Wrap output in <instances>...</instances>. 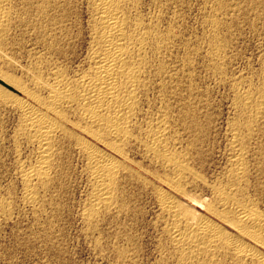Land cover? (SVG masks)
Masks as SVG:
<instances>
[{"label":"rangeland","instance_id":"obj_1","mask_svg":"<svg viewBox=\"0 0 264 264\" xmlns=\"http://www.w3.org/2000/svg\"><path fill=\"white\" fill-rule=\"evenodd\" d=\"M7 1L8 2L4 4L3 8L4 10L6 9L5 11L8 14L9 20H7V23L4 24L5 29L2 32L0 31V78L1 79L5 80L6 77L7 80L5 81L9 80L10 83L13 82L11 84L13 86L17 84L18 85L24 84V86L26 85L27 88L30 87L29 89L32 88L31 90H33L35 86L33 85L32 81H30V78L33 79L35 77L37 78L38 76H40L41 78V74H42V78L46 80V78L47 79L50 78V75L55 71L54 69L60 67L61 68L66 67L68 68V70L70 69L69 73L72 74L74 71L84 66L83 59L89 41V39H86L87 38L86 36H88L89 32L88 33L86 32L89 31L88 27H90V25L87 24L90 23L88 22L89 20L91 21L90 18L91 15L90 12H88V10L90 11L89 3H91L92 0L90 2L89 0L88 1L72 0L73 2L70 0L71 1V2L69 1L70 3L68 2L65 3L64 2L65 0L64 1L48 0L49 2L52 1L54 4L57 5L60 3L59 1H61L62 5L65 6L64 8L61 7L62 6L61 3L59 4L60 6L57 7L54 6L55 8L45 7L44 3H46L47 0H7ZM142 1L143 0L141 1L138 0L137 2L136 0H133V3L136 2L134 5L137 7V8L135 7V11L138 10L135 13L136 14L141 13L142 17H144V15L149 17H144V18H148L145 20V19H141L142 17L140 16V14L137 16L141 20L143 21L145 20L144 22H149L152 20L154 23L157 24L159 33L162 34L163 36L170 37V39H168L169 43L167 41L168 43L167 49L162 51L161 53L164 54V56L163 55L160 56L161 54L156 55V57L155 55L154 56L152 55L153 67L155 63H156L155 66L162 67L164 69L162 70L164 71V74L166 73L165 75L167 78L165 77L166 79L165 78L162 79V76L160 77L156 75H155L156 77L154 75L151 76V80L148 85V88L150 90L148 91L147 88L146 91L148 92H145L144 94L145 98L142 95L140 99V105L143 104L142 98H144V104H145L141 106L139 105L140 109L144 110V111L140 110V113L143 114L141 115V117H144L143 120L146 119L147 121L155 120V119L157 120L159 118V115L162 112H164L162 110H164L165 108L167 110V108L171 107V110L169 109L168 110L172 112L170 113L171 115L173 114L172 115L173 117L171 119V124L173 125H171L172 131H170L171 133L170 135L172 137H170L169 135L170 137L169 139L172 138L170 142L172 141L171 143L173 145L172 144L170 145L173 147L174 150H177L178 148L177 151L179 153L177 151L176 152L180 154L181 159H183L184 162L186 161L185 163L188 166H191V170L194 171L193 173H196L197 176L199 175L198 176L199 179L196 180L198 183L195 181L196 184L194 183L192 176H190L192 178H190L189 176L187 177L190 179H187L188 181L186 180L188 184L186 190H188V192L191 191L190 192L191 195L193 194V196L195 195V197L197 198H199L198 197L199 194L200 197L206 198L208 195H210L209 194L210 189L209 190L207 189L215 185L220 186L221 183H222L221 185H223L224 183L226 184L228 182L226 180H229L228 178L231 177L230 171L231 169L234 168L233 161L237 154L236 152L238 148L236 149L233 145L234 136L232 138V135H235L234 133L236 132L234 129L236 127L233 126L235 122L238 121L237 119H240L241 121L239 120L235 124V126L237 125V127H240L241 124L244 123L243 121H245V118L249 117L248 114L246 115L245 113H242L240 110L235 108L237 107V103H236L237 94L251 92V91H252L251 93L256 94L260 90V92H262L264 96V0H176V1L161 0L162 2L160 0H158V2L157 0H153V1L144 0V2ZM222 2L223 4H221ZM167 3L169 4V7ZM219 4L223 6L221 7L222 9L219 7L220 6ZM165 5L167 6V9ZM42 6H44V8ZM60 7L63 10H61ZM66 7H69L66 9L68 12L64 16L65 18L63 17L62 20L58 22V24L52 23L51 20H49L51 17H56V16L58 17V15L61 16ZM70 8H71V13L69 10ZM214 8L217 9L216 10L217 12L214 11L215 10ZM40 9L42 10L45 9L46 11L44 12H46L47 15L51 14V11L52 12L54 11L53 12L54 15L53 14L52 16L49 15V17L50 16L51 17L47 18L48 16L44 12L42 11H41L42 13L39 12ZM48 9L49 10L51 9V11H47ZM40 13L43 14L44 18L41 17L42 15L40 16ZM158 14L161 16L162 19L159 18ZM68 15L71 16L69 17ZM45 17L48 20L47 19L45 20ZM212 18L216 19V22L218 21L217 24H215L216 26L214 25L213 23L214 19ZM63 19H65V21ZM43 20H45L44 21L45 23H47V21L48 22L50 21L53 27L50 26V24L48 23L47 25H45ZM171 20H173V22ZM41 21L43 22V24L40 23ZM172 23H174L175 25L174 24L172 25ZM67 24L69 26H67ZM54 25L56 27H54ZM42 26H44L45 28ZM58 27H59L58 30L55 29ZM70 27L71 30L74 32L71 31L70 33ZM52 28L56 30V33ZM68 28L69 30H67ZM50 29L52 31H49ZM64 29H66V31ZM44 30H46V32H44ZM176 30L179 32H177ZM210 30L211 32L214 31L216 33L217 36L216 38L209 37L211 36ZM61 31L62 33L64 32V34H62ZM79 31L82 32L80 33ZM167 31L169 33H167ZM42 34L45 35L41 37ZM53 34L56 35L54 37L62 38L61 40L60 38L58 40L60 41L59 42L60 44L64 42L61 45V47L65 44L64 47L62 48L63 50H65L64 52L66 55L60 56L58 52H55V50L52 51L49 49L50 48L49 40L47 39L52 38ZM171 35L174 36L172 37ZM64 37L66 38L64 39ZM69 37L70 40L71 38H74L72 39L74 43L71 40L73 44H75L76 41L79 42L81 41V42L80 43L78 42L79 44L76 43L75 45H73L71 44L70 40H67L69 39ZM210 38L212 39L213 43H211ZM218 39H220L221 44H219L220 42ZM41 40L43 41V43L41 42ZM217 40L219 43L217 42ZM46 41L48 43H46ZM214 41L215 43L217 42L216 44L217 45L219 44L220 47L222 46V48H225L224 49L225 52L222 51L224 54L221 53L220 56V60H222L224 63L219 60L220 63L218 61L219 63V64L217 63L218 65L211 63L212 55L210 56L209 54L211 53L210 47H212L210 45L212 44L214 45ZM72 45L73 48L71 47ZM74 46H77V49L76 47L74 48ZM171 47H172V51L170 49ZM50 51H52V53ZM72 53H74L76 57L73 56L74 54L72 55ZM166 53H168L169 56L172 54L171 55L172 57L170 56L171 57L170 58ZM158 56L160 57V59L158 58ZM187 56L188 59L186 60L185 58H187ZM57 57L59 58L57 59ZM165 58H167L166 59L167 61L165 60ZM174 59L176 63L178 62L177 64L175 63ZM207 59L210 60L207 61ZM156 60L161 61L158 62L159 65L156 62ZM63 62L67 64L64 65ZM70 62L73 64H71ZM208 62L210 65L208 64ZM60 63L62 66L60 65ZM161 63L162 65L160 66ZM166 64L167 66H165ZM49 65L52 66L49 67ZM54 65L55 66L58 65V66L54 68L55 67ZM183 65L184 67L185 66L186 67L184 68ZM77 66L78 67L80 66V68H78ZM220 66L221 67L224 66V67L221 68ZM210 68L212 70H210ZM41 69L44 70V72ZM153 69H155V67ZM157 69L158 68L156 67V70ZM165 69H167V71ZM217 69L218 70L220 69L219 71L220 73L218 72L219 74L216 72ZM51 70L54 71L52 72ZM41 71L45 74V76ZM45 71L48 72L46 73ZM174 71L175 73L178 72L177 76L179 75L178 77L180 78L177 77L176 79L174 77L176 76ZM216 73L218 76L216 75ZM46 74L49 77H47ZM219 75H223V76L219 77ZM168 78H170L169 81ZM180 79L181 82L179 81ZM161 81L162 82L164 81L163 83H165L164 85L166 87L163 86L164 87L163 88L161 86L163 85ZM158 82H161L162 84L159 83L161 84L159 85ZM168 82L171 83L169 85H172V87H169V85L166 84ZM156 83L158 84V87L156 86ZM174 84L178 85V86L176 85L178 87L177 90L173 86ZM179 84L183 86L179 87ZM154 86L155 88H153ZM160 86L162 87V89L160 88ZM188 86L191 87L193 92L191 90L189 91L190 87ZM193 86H195L197 90ZM0 87H2L5 90H8L11 94H13L15 97H17L20 100L23 99L28 100L26 96L18 93L17 91L12 89V87L5 85L4 83H2V81H0ZM166 88H169L167 89L168 91L166 90ZM153 89H155V92ZM160 89L161 90L164 89L163 91L165 92L161 91ZM173 89L176 92H181L179 94L182 98L181 100H179L180 96H178ZM158 90L160 91L157 92ZM187 91L192 93L189 95ZM149 92L152 95H150ZM160 92L163 93L161 94ZM147 93H149V96L147 95ZM194 93H196V95ZM181 94H183V97ZM161 95H164L165 98L169 96L167 98L169 101L166 99L167 102L166 100L165 102H163L165 98L163 99V96ZM191 95L194 97V100L193 97H191ZM41 96L45 98L46 94L41 93ZM172 96H174L175 98L178 97L176 101L174 100L175 98H173ZM185 96L186 99H184ZM147 97L149 101H151L150 103L148 99H146ZM160 97L162 98L160 99ZM152 98L157 99V101H155V99L153 100ZM191 99L194 102L190 103ZM154 101L157 103H155ZM181 101L183 106L181 105ZM184 101L185 103H183ZM152 102H154V104ZM176 102L177 105L174 106L175 107L174 108L173 105L176 104ZM186 102L187 103L189 102V104H187ZM159 103L162 106H160ZM3 104H5V106ZM8 104L9 103H3L0 101V204L3 202V204H1L2 206L0 205V207L1 208L4 207L5 209H7L5 210L6 212H4V208L0 209V264H177V260L171 258L172 252L170 251L171 249L169 250V248L171 247L168 245V243L166 244L167 241L164 238L166 236L163 234L164 231H162L164 230L163 228H165L164 225L165 220L162 217L160 208H158L159 207L158 194H156L157 188H155V186L157 187V185H159L160 187L162 185L158 180L152 177V174L154 175L156 174L164 178L165 173L161 168L160 170L162 171H160L159 168H157V166L153 167V165L150 164V162L145 158L142 151L138 148H134L131 152L130 157L134 161L133 163L135 164L133 165V168L135 167V170L138 169L137 171L139 172V175L137 174V175H133L134 176L133 178L132 177H129V179L127 178L128 181L126 179L127 182L125 181L123 184V186L126 188L125 189L123 187V189L125 190L124 192L126 194L125 203L127 204L124 205L123 211H120L121 213L112 212L111 215L109 214L110 217L107 215L105 216V218L104 217L99 218L97 222L91 225L90 223L88 224V222L84 218L85 213L87 211L86 209H88V203L90 197L89 193L91 191L90 190L91 184L90 182H88L90 180L89 178H87L88 176L86 174V171H84L85 168H84V164L82 163L83 161L77 154V151L75 150H74L75 152L69 151L66 152L69 156L63 154L64 156H66V158L63 155L60 156V158L64 157L66 160L68 159L69 161L65 162V160H63L64 158L56 159L57 161L59 159L60 161L62 160V163L60 164L59 162L60 164L59 165L58 162L56 161L54 162V164L56 163L57 165L56 164L55 166L53 165L54 167H52L51 169L53 171L50 172V180L52 179L53 180L51 182L49 181L50 183L49 186L45 188L44 187L41 188L39 186L38 189L40 190H38L39 191L38 193L39 195L37 197L38 199L36 200L35 204H29L26 200H24L26 199V193L24 192L25 188L23 190L24 184L22 182V179L20 178H22V174L24 173V171L26 172V169L28 172L31 167L33 168L35 167V162H36L35 160L37 158V149L35 148V146L32 147L33 145L29 146L22 138L21 141L20 138L17 136L16 132H18L17 129L20 127V125H18L17 123L20 121V113L15 105H14L15 107H13V105L11 106V104L9 105ZM147 104L150 106L148 108L144 107V106H148ZM167 104L169 107L167 106ZM184 104L187 105L188 107L186 106L187 107L186 108ZM189 106L193 108H190ZM263 106H264V102L261 111L262 115H260V117L263 118H261L262 120L260 119V117L259 119H257L259 123L255 121L256 125L254 123L253 126L254 130H252V132L254 131V133H252L254 134V138L257 139L256 140L254 139V142H252L250 139L252 138L253 140V135L251 134L250 137H247L248 140L250 141L247 140L248 145L246 144V146H248V149L246 148V146L245 148L247 149V151H250V153H247L246 149L244 151L246 152V154L243 152L244 157L246 156L244 159L245 161L248 162V163L245 162L244 166L247 172L249 170L250 173H248V176L246 175V179L248 177V180L245 179V182H243L242 184L245 187V189H247L244 193L246 199L250 200V202L252 201L251 203H255L253 201H256L255 203L256 205L255 204L253 205L258 211L264 214V211L262 212V210H264L263 209L264 202H262L264 198L263 199L261 198L262 196L264 197L263 194L264 166H262L264 164L263 161L264 135L262 136V134L260 135L255 134L257 131H258L257 133L264 134ZM195 107H197V109ZM181 108H185L184 110L188 108L189 109L183 112ZM146 109L149 110L147 111ZM236 109L238 110V112ZM152 110L153 112H151ZM159 110H161L162 112ZM174 110L175 111L177 110L176 113ZM190 111L195 115H196L195 112H197L198 114L195 117V115L193 116L192 113H191L192 115L189 114ZM143 112L145 113L147 112L146 113L147 116H145L146 114H144ZM180 112L184 113V115ZM174 114H176V116L179 117L177 118ZM237 114L241 116L238 117ZM243 114H245L244 118L242 117ZM151 115L152 116L154 115V117H152ZM185 115H187L186 116L187 118L185 117ZM149 116H151V118L153 119H151ZM181 117L186 119V121L187 120L189 121L186 122L183 119L184 121L182 122ZM192 119L193 121L195 120L194 121L195 123L191 121ZM179 121L183 124H180ZM196 121L199 124V126H197ZM260 121L263 122L261 123ZM239 122H240V126H239ZM176 123L178 125L180 124L179 127L177 126ZM187 123L189 125H187ZM188 126L191 128V130H193L192 132L189 131L190 128L187 129L185 128ZM174 127H176V129ZM196 127H198L199 129L198 133L200 135H198ZM260 127H262V130ZM194 130H196V132ZM245 135L246 134H244L243 136ZM15 138L17 141H19L18 144ZM176 138L177 140L173 141V139ZM13 141H15L17 145L14 144L15 142ZM22 142L26 143L28 147L26 146V144ZM173 142L177 143V145H175ZM260 143L262 144L260 145ZM178 144L179 147H177ZM231 145H233V147ZM256 145L258 147H256ZM16 147L17 148L20 147L18 149V153ZM29 147H31V149ZM194 147L196 149H194ZM32 148L34 149L32 150ZM261 148L263 152H261ZM179 149L181 151L183 150L186 153L181 152ZM232 152L234 154H232ZM132 153L136 154V155L134 154L133 158H132L133 155ZM260 153L261 155H259ZM76 155L78 156V158L76 157ZM181 155H183V157ZM187 156H189V158H187ZM231 156H234V158ZM142 157L144 159H142ZM184 157H186L187 159L185 158L184 160ZM135 158L139 160V162ZM231 158L233 160H231ZM188 159L190 161H187ZM135 160L137 163L135 162ZM17 161L23 162V163L21 162V166H19L20 162ZM258 162L259 163L262 162L263 164L261 163L259 164ZM23 164L25 165V167ZM191 164L193 165L194 168L192 167ZM259 165H261V167ZM143 167H146V169ZM54 170H56V172ZM21 171L23 172L21 173ZM156 171L157 172L160 171L159 173L161 175ZM51 173L53 176L51 175ZM55 173L57 175L54 177ZM203 177L205 179H203ZM138 179L141 183L138 182ZM248 182H251V184ZM207 183H212V184L209 185ZM189 184L191 185L190 187ZM192 184L194 185L192 186ZM257 184L259 185L261 184L262 186L260 185L261 186L260 187ZM195 185L197 188H200V190L196 189ZM246 185L248 186L247 188ZM192 189H194L195 191ZM204 189H206L207 191ZM252 191H255L257 193L255 194V192L253 193ZM194 192L196 194H194ZM206 192L207 194L205 195ZM202 194L204 195L202 196ZM247 195L252 199L247 198ZM254 195L256 196L254 197ZM23 197L24 199H22ZM257 197H259L262 201H260L259 198L257 199ZM207 199H210L209 196L207 197ZM182 202L185 205H187L190 210H191V205L195 206L194 203L192 204V201L186 198H183ZM195 207L197 208V206ZM260 250L261 252H264V248H260Z\"/></svg>","mask_w":264,"mask_h":264},{"label":"bare ground","instance_id":"obj_2","mask_svg":"<svg viewBox=\"0 0 264 264\" xmlns=\"http://www.w3.org/2000/svg\"><path fill=\"white\" fill-rule=\"evenodd\" d=\"M52 1L49 2L47 0L46 3H44L45 7L50 8V7H54V6L55 7L60 6L59 4L61 3V1H59L60 3L58 2L59 3L58 5L54 4ZM69 1L70 0H65L64 2L70 3L72 0L70 2ZM90 1L91 0H89V2ZM136 1L138 2V0H136ZM139 1H141V0H139ZM174 1H176V0H174ZM6 2H8V1L7 0H0V31L1 32L5 29L4 24L7 23V20H9L8 14L5 11L6 9L4 10V8H3V6ZM142 2H144V0ZM157 2H158V0H157ZM135 3L136 2L133 3V0H92L91 3H89L90 4V11L88 10L89 7L87 8V10H88V12H90L91 21L89 20L90 18L88 17L89 18L88 22H90L91 24L90 23L87 24V25H90V27H88L89 31H87V29H86V31H87L86 33L89 32L88 33L89 38H88V36H86L87 37L86 39H89V41H88V44L86 43L87 44V47H86L87 50H85L86 53H85V56L83 59L84 66L82 68H80V66L79 67L77 66L80 69L76 68L77 70L74 71L72 74L69 73L70 69L68 70V68H66V67H63V68L60 67V68L54 69L55 71L51 70L52 72L54 71L51 75L48 73L50 75L49 79L46 78V80H44L42 78V74H41V78H40V76H38L39 78L38 77L36 78L34 76L35 78H33V79L30 78V81H32L33 85L35 86L34 87L35 89L33 88V90H31L32 88L29 89L30 87L27 88L26 85L24 86V84L23 85L17 84L15 86H13V85H11L13 83L12 81H11L12 83H10L9 80L5 81V80H7L6 77H5V80L0 78V81H2V83H4L5 85H7L9 87H12V89H14L18 93L26 96V98L28 99V100H24V99L20 100L17 97H15L13 94H11L8 90H5L2 87H0V101L3 103H9V104H11V106L13 105V107L16 106L19 113H20V121L17 122L18 125H20V127L17 129L18 132H16L17 136L20 138V140L22 138L29 146L33 145L32 147L35 146V148L37 149V158L35 160L36 161L35 167L34 168L31 167L28 172L26 169V172L24 171V173L22 174V178H20V179H22V182L24 184L23 190L25 188L24 192L26 193V199H24V197L22 199L26 200L29 204H35L36 200L38 199L37 197L39 195L38 194L39 193L38 190H40V189H38L39 186L41 188L42 187L45 188V187L49 186V184H50L49 181L51 182L53 180V179L50 180V172L53 171L51 169L56 164V163L54 164V162L56 161V162H58V164L60 162V164H61L62 160L60 161V159H63L64 157L66 158V156L68 155L66 152L75 150V151H77V154L79 155V157L83 161V162L82 161L81 162L84 164V168H85L84 171H86V174L88 176L87 178H89V180H90L88 182H90V184H91V189H90L91 191L89 193L90 197H89L88 209H86L87 211L85 210L86 213H85V217H84L86 219V221L88 222V224L90 223L92 225L95 222H97V220L99 218H103V217L105 218V216H107V215L109 216V214L111 215L112 212L121 213L120 211H123L124 205L127 204V203H125L126 202L125 201L126 200L125 199L126 194L124 192L125 190L123 189V187H124L123 184L127 178L129 179V177L133 178L134 177L133 175H137V174L139 175V172L137 171L138 169L135 170V167L133 168V165H135V164L133 163L134 161L130 157L132 150L134 148H138L142 151L145 158L150 162V164L153 165V167L157 166V168H159V170L161 168L163 170V172L165 173L164 178L160 177L156 174L155 175L152 174V177H154V179L158 180L160 182V184L162 185L161 187L159 185H157V187L155 186V188H157L156 194H158V202H159L158 208H160V212L162 214V217L165 220V224H164L165 228H163L164 230H162V231H164V233L163 232L162 233L166 237H164V236H162V237H164L166 239V241H167L166 244L168 243V245L171 247V248H169V250L171 249L170 251L172 252V257L171 256H169V257H171L172 259L174 258V260L176 259L177 264H264V254H263L264 252H261V250H260V248H264V214L261 213L260 211H258L255 208V206L253 205L256 203V201H253L255 203H251L252 201L250 202V200L246 199V197L244 196V193L247 189H245V187L242 184L243 182H245L246 175L248 176V173H250L249 170L247 172V170L245 169V166H244V163L247 162L244 159L246 157V156L244 157V153L246 154V152H244V151L246 148L248 149V146H246L247 140H248L247 137H250L251 134L254 133V131L252 132V130H254L253 129L254 123H255V125H256V122L259 123V121H257V119H259L260 115H262L261 111H262V105L264 102L263 101V98H264L263 93L260 92V90H259V92H257L256 94L251 93L252 91L237 94V102H236L237 107H235V108L240 110L242 113H245L246 115L248 114L249 117L245 118V121H243L244 123L241 122L242 123L241 126H240V122H239L240 127H237V125L235 126L236 122H238L240 120V119H237L238 121H236L237 117L235 118L236 122H235L233 127H236V128H234L236 132L234 133L235 135H232V138L234 136L233 145L236 149L238 148V150L236 152L237 154H236L235 159L233 161L234 162V165H233L234 168L231 169V171H230L231 177L230 178L227 177L229 180L225 179L228 182L226 184L224 183L225 185L224 184L221 185L222 184L221 183L220 186H217V185H215V186L211 185L212 187L208 186L209 188L207 190L210 189V193H209L210 195H208L210 199H207L208 196L206 198L200 197L199 196L200 194L198 195L199 198L195 197V195L193 196V194L191 195V193H190L191 191L188 192V190H186L187 185H188L187 179H190L193 177V180L195 183V181L199 179V177H198L199 175L197 176L196 173H193L194 171L191 170V166H188L185 163L186 161L184 162L183 159H181L180 154H178L179 152L177 151L178 148H177V150H174L173 147L170 145V144H172L171 143L172 141L170 142V140L172 138L169 139L170 137H172L170 135L171 134L170 131H172L171 125H173V124H171V119L173 117L172 116L173 114L171 115L170 113H172V112L169 111V110H171V107H169L167 104V106L169 108H167V110H166V108L164 110H162L164 112L159 110L162 112L160 115L158 114L159 112L156 110L158 112L157 114L159 115V118L157 120L155 119V120H150V121L148 120L147 121L146 119L143 120L144 117H141V115H143V114L140 113V110H143V109H140V106L144 104L145 92H148L150 90L148 88V85L150 83L151 76H153V75L154 76L156 75L159 77L162 76V79L166 77V75H165L166 73L164 74V71H163L164 69L162 67L155 66L156 63L154 64L155 69H153L154 67L152 65L153 64L152 63V55L153 56L155 55V57H156V55H160L162 53V51L166 50L168 43H169L168 39H170V37L163 36L162 34H160L158 31L157 24L154 23L152 20L151 21L148 20L149 22H144L146 19H148V18H144V17H149V16L144 15V17H142L141 13L136 14L135 12H137L138 10L135 11V7H136L134 5ZM172 3H175V2H172ZM221 4H223V2ZM40 5H39V7H40ZM61 5H62V3H61ZM87 5H88V3H87ZM167 5L169 7L168 3H167ZM42 7L44 8V6H42ZM61 7L64 8L65 6L62 5ZM69 7H66L64 9L63 14L60 12L62 15L61 16L58 15V17L57 16L51 17L53 12H54V11L53 12L51 11V9H53V8H51L50 10L49 9L47 10V11H51V14H49V15H51L50 16L51 18L49 17V15L46 14V12H44V11H46L45 9H43V10L40 9L39 12H41V11L44 12L48 16V17L47 16L46 17L50 18L49 20H51L52 23L58 24V22H60L62 20V18L68 12L66 9ZM165 7L167 9L166 5H165ZM219 7L221 8L223 6L220 5ZM60 8H59V10H60ZM62 8H61V10H63ZM160 8H161V6H160ZM214 9H215L214 11L217 10L216 8H214ZM69 10L71 13V8ZM41 13H40V16L42 15L41 17H43V14H41ZM162 13H159V14H162ZM139 14L142 17L141 19H145L144 21L141 20L137 16ZM159 14H158V16H159V18H161V16ZM55 15H56V13H55ZM46 17H45V20L47 19ZM152 18H153V16H152ZM155 18H156V16H155ZM155 18H154V20H155ZM214 18H212V19H214ZM219 19H221V18H219ZM45 20H43V22ZM63 20L65 21V19H63ZM171 21L173 22V20H171ZM220 21H219V23H220ZM43 22L41 21L40 23L43 24ZM51 22L47 21V23L50 24V26H52ZM217 22H216V19H214V21H213L214 25L217 24ZM47 23H45V25H47ZM174 23H172V25ZM169 24H168V26H169ZM44 26H42V27H44ZM67 26H69V25L67 24ZM54 27H56V26L54 25ZM170 27H172V26H170ZM209 27H211V26H209ZM166 28H168V27H166ZM48 29H46V30H48ZM55 29L58 30L59 27L55 28ZM171 29H173V28H171ZM46 30H44V32H46ZM60 30H62V29H60ZM64 30L66 31V29H64ZM67 30H69V28ZM162 30H163V28H162ZM211 30H213V29H211ZM211 30H210V32H211ZM49 31H52V30L50 29ZM54 31L56 33V30H54ZM71 31L72 30L70 27V33H71ZM72 32H74V31H72ZM79 32L81 33L82 31H79ZM177 32H179V31H177ZM57 33H58V31H57ZM61 33H62V31H61ZM167 33H169V32L167 31ZM45 34H42L41 37L44 36ZM62 34H64V32ZM73 35H75V34H73ZM85 35H87V34H85ZM177 35H178V33H177ZM210 35L211 36H209V34H208L209 37H213V38L217 37L216 33L214 31H212ZM54 36H56V35L53 34L52 38L47 39V40H49V46H50L49 49L52 51L55 50V52H58L60 56L66 55L64 52L65 50H63V48H62V47H64L65 44L61 47V45L64 42L62 44H60L59 43L60 41L58 40L59 38H60V40L62 38L61 37L57 38ZM168 36H170V35H168ZM44 38H42V39H44ZM65 38L66 37H64V39ZM72 39H74V38H71V40ZM177 39H178V37H177ZM67 40H70V37ZM67 40H66V42H67ZM71 40H70V42H71ZM210 40H211V43H213L211 38H210ZM218 40L220 42V39H218ZM218 40H217V42H218ZM167 41H168V43H167ZM215 41H216V39H215ZM215 41H214V45L213 44L210 45L212 47L209 46L211 53H209L210 51L207 53H209L210 56L212 55V57H211L212 62L211 63L216 65L218 63V61L220 60L221 53H223L222 51L225 52V50H224L225 48H222V46L221 47L219 46V44H221V42L220 43L218 42L219 44L217 45L216 44L217 42L215 43ZM41 42L43 43L42 40H41ZM72 42L74 43L73 40H72ZM72 42H71V44H73ZM78 42L79 41H76V43H78ZM46 43H48V42L46 41ZM75 44H73V45H75ZM73 45L71 46L72 48H73ZM46 46H48V45H46ZM75 47L77 49V46H74V48ZM178 47H179V45H178ZM170 49L172 51V47ZM174 49H175V47H174ZM52 51H50V52L52 53ZM74 53H72V55ZM166 54H168V53H166ZM188 54H189V52H188ZM68 55H67V57H68ZM162 55L164 56V54H161L160 56H162ZM73 56H75V54ZM168 56H169V54H168ZM173 57H174V55H173ZM58 58L59 57H57V59ZM158 58L160 59L159 56H158ZM222 58H223V56H222ZM166 59L167 58H165V60ZM185 59L187 60L188 56ZM56 60H54V61H56ZM172 60H173V58H172ZM189 60H190V57H189ZM189 60H188V63H189ZM191 60H192V57H191ZM208 60H210V59H207V61ZM168 61H169V58H168ZM174 61H175V59H174ZM220 61H222V60H220ZM220 61H219V63H220ZM156 62L158 63L161 61L156 60ZM175 63H176V61H175ZM66 64L64 63V65H66ZM71 64H73V63H71ZM190 64H192V63H190ZM208 64H209V62H208ZM60 65H61V63H60ZM158 65H159V63H158ZM161 65H162V63L160 64V66ZM184 65H186V64H184ZM184 65H183V67H184ZM42 66H43V64H42ZM51 66L49 65V67H51ZM57 66L58 65H56L54 68H56ZM165 66H167V64ZM165 66H164V68H165ZM168 66H169V63H168ZM156 67L158 68L157 70H156ZM214 67H213V70H214ZM223 67H221V68H223ZM187 69H188V67H187ZM220 69L219 70L217 69L216 72L218 73L220 71ZM165 70L167 71V69H165ZM210 70H212V69L210 68ZM42 71L44 72V70H42ZM49 72H50V70H49ZM174 73H175V71H174ZM217 73H216V75H217ZM29 74H30V72H29ZM175 74H176V76H174V75L173 76L177 79V77L179 76V75L177 76L178 72H176ZM43 75L45 76L44 73H43ZM191 75H190V78H191ZM223 75H225V74H223ZM223 75H219V77L223 76ZM46 76H47V74H46ZM47 77H49V76H47ZM159 77H157V78H159ZM170 78H168V81L170 80ZM178 78H180V77H178ZM152 80H154V79H152ZM179 81L181 82V79ZM154 82H153V84H154ZM161 82H158V84ZM171 82H173V81H171ZM153 84H152V86H153ZM158 84L156 83L157 87H158ZM161 84H159V85H161ZM164 84L165 83H163V85H161V86L166 87ZM166 84L169 85L171 83L168 82ZM181 84H179V87L183 86ZM28 85H29V83H28ZM176 85L177 84H174L173 86L177 90L178 85L177 86ZM152 86H150V87H152ZM161 86H160V88L162 89ZM184 86H185V84H184ZM169 87H172V85H169ZM188 87H190V86H188ZM193 87H195V86H193ZM147 88H148V91H146ZM153 88H155V86ZM167 89H169V88H166V90ZM195 89H196V87H195ZM153 90L155 92V89H153ZM160 90H158L157 92H159ZM163 90H161V91H163ZM182 90H183V88H182ZM190 90L192 91L191 87H190L189 91ZM163 92H165V91H163ZM41 93L46 94L45 98L41 96ZM149 93H147L148 96H149ZM176 93L178 96H180L179 94L181 92H176ZM188 93H189V95L191 94L190 92H188ZM156 94H158V93H156ZM169 94H170V92H169ZM172 94H173V92H172ZM194 94L196 95V93H194ZM142 95L144 96V98H142L143 102L141 101L143 104L140 105V99H141ZM150 95H152V94L150 93ZM174 95H176V94H174ZM181 95L183 97V94H181ZM156 96H158V95H156ZM161 96H163V99L165 98L164 95H161ZM150 97H152V96H150ZM172 97L175 98L174 96H172ZM191 97H193V96L191 95ZM161 98L162 97H160V99ZM167 98H165L163 100V102H165V100ZM177 98L178 97H176L174 100L176 101ZM146 99H148V97ZM181 99L182 98L180 96L179 100H181ZM184 99H186V96L184 97ZM167 100H166V102H167ZM193 100H194V97H193ZM148 101H149V99H148ZM155 101H157V99H155ZM186 101H188V100H186ZM150 102L151 101H149V103ZM154 102H152V103L154 104ZM160 102H162V101H160ZM170 102H172V101H170ZM191 102H194V101H192V99H191L190 103ZM155 103H157V102H155ZM183 103H185V101ZM187 104H189V102ZM3 105L5 106V104H3ZM159 105L162 106L160 103H159ZM176 105H177V102H176V104L173 105V107ZM181 105L183 106L182 101H181ZM149 106L150 105L144 106V107L148 108ZM184 106L186 107L187 105L184 104ZM190 106H192V105H190ZM154 107H156V106H154ZM197 107H195V108L197 109ZM142 108H143V106H142ZM190 108H193V107H190ZM263 108H264V106H263ZM181 109L183 112H185L189 108L186 110H184L185 108H181ZM238 110H237V112H238ZM176 111H175V113H176ZM191 111L189 114L192 113ZM151 112H153V110ZM143 113L146 114L147 112L146 113L143 112ZM180 113H182V112H180ZM195 113H196V115L198 114L197 112H195ZM148 114H150V113H148ZM182 114L184 115V113H182ZM186 114H188V113H186ZM192 114H193V116L195 115L194 113H192ZM245 114H243V116H242L243 118H244ZM158 115H156V116H158ZM174 115L176 116V114H174ZM196 115H195V117H196ZM145 116H147V114ZM151 116H149V117L151 118ZM156 116H155V118H156ZM180 116H182V115H180ZM186 116L187 115H185V117ZM239 116H241V115H238V117ZM152 117H154V115ZM195 117H194V119H195ZM243 118H241V119H243ZM261 118H263V117H260V119ZM147 119H148V117H147ZM151 119H153V118H151ZM183 119L184 118L181 117L182 122L184 120L186 121V119H184V120ZM188 121L189 120H187L186 122H188ZM191 121H193V119ZM180 124H183V123L180 122ZM196 124H197V126H199L197 121H196ZM179 125L177 124L178 127H179ZM187 125H189V124L187 123ZM183 126H185V125H183ZM257 126H259V125H257ZM181 127H182V125H181ZM174 128L176 129V127H174ZM185 128L187 129L190 127L188 126ZM196 128H197V133H198L199 129H198V127H196ZM260 128L262 130V127H260ZM173 131H175V130H173ZM189 131L192 132L193 130H191V128H190ZM194 131L196 132V130H194ZM257 132L255 134H257V135L262 134V136L264 135L263 133H257ZM175 134H176V132H175ZM244 134H246V135L243 136ZM169 135H170V137H169ZM198 135H200V134L198 133ZM252 135H253V140H252V138L250 140L252 142H254V139H255L254 134H252ZM262 136H260V137H262ZM13 139H14V137H13ZM15 140H16V138H15ZM174 140H177V138L173 139V141ZM250 140H248V141H250ZM195 141H196V139H195ZM13 142H15V141H13ZM252 142H250V143H252ZM18 143H19V141H17V144ZM22 143H24V142H22ZM26 143H24V144H26ZM14 144H16V142ZM27 144H26V146L28 147ZM174 144L177 145V143H174ZM256 144H257V142H256ZM261 144L262 143H260V145ZM233 145H231V146L233 147ZM245 146H246V148H245ZM250 146H252V145H250ZM177 147H179V144ZM195 147H194V149H196ZM254 147H255V145H254ZM256 147H258V146L256 145ZM19 148L16 147L17 153H18ZM29 148L31 149V147H29ZM33 149L34 148H32V150ZM138 149H137V152H138ZM247 149H246V151H247ZM256 151H258V150H256ZM181 152L186 153L183 150ZM261 152H263L262 148H261ZM247 153H250V151H247ZM63 154L66 156H64ZM134 154L132 155V158H133ZM196 154H198V153H196ZM232 154H234V153L232 152ZM19 155H20V153H19ZM62 155L64 157L60 158V156H62ZM186 155H188V154H186ZM189 155H190V153H189ZM247 155H250V154H247ZM256 155H257V153H256ZM259 155H261V153ZM263 155H264V153H263ZM139 156H142V155H139ZM181 156L183 157V155H181ZM76 157L78 158L77 155H76ZM231 157L234 158V156H231ZM58 158H60V159L57 161L56 159H58ZM65 158L63 159V160H65V162L69 161L68 159L66 160ZM185 158L186 157H184V160H185ZM187 158H189V156H187ZM142 159H144V158L142 157ZM136 160H135V162H136ZM231 160H233V159L231 158ZM137 161L139 162V160H137ZM187 161H190V160L188 159ZM263 161H264V157H263ZM17 162H20L19 166H21L22 161H17ZM140 163H142V162H140ZM260 163L263 164L262 162H260ZM23 165H22V167H23ZM139 166H137V167H139ZM231 166H232V164H231ZM259 166L261 167V165H259ZM262 166H264V164ZM24 167H25V165H24ZM192 167H193V165H192ZM143 168L146 169V167H143ZM162 170H160V171H162ZM54 171L56 172V170H54ZM148 171H150V170H148ZM160 171H158V172L156 171V172L159 173ZM22 172L23 171H21V173ZM156 172H153V173H156ZM163 172H161V173H163ZM246 172H247V174H246ZM148 174H149V172H148ZM51 175H52V173H51ZM56 175L57 174L55 173L54 177ZM263 175H264V171H263ZM162 176H164V175H162ZM188 176L189 177L192 176V177L187 178ZM54 177H52V178H54ZM128 179H127V181H128ZM146 179H147V177H146ZM203 179H205V178L203 177ZM246 180H248V177ZM132 181H135V180H132ZM20 182H21V180H20ZM138 182H140L139 179H138ZM142 182H143V180H142ZM219 182H217V183H219ZM248 183L251 184V182H248ZM90 184H88V185H90ZM207 184L210 185L212 183H207ZM193 185L194 184H192V186ZM257 185H259V184H257ZM190 186L191 185L189 184V187ZM259 186H258V189H259ZM195 187H196V185H195ZM195 187H193V188H195ZM247 187L248 186L246 185V188ZM196 189L200 190V188H197V187H196ZM251 189H252V187H251ZM251 189H248V190H251ZM192 190H194V189H192ZM204 190H206V189H204ZM255 191H252V192L254 193ZM248 192H250V191H248ZM198 193H199V191H198ZM256 193L257 192H255V194ZM258 193H259V191H258ZM194 194H196V193L194 192ZM206 194H207V192L205 193V195ZM263 194H264V192H263ZM203 195L204 194H202V196ZM255 196L256 195H254V197ZM257 196H258V194H257ZM259 197H257V199ZM183 198H186V199L192 201V204L194 203V205L197 206V208L195 206L191 205V210H190L189 207L182 202ZM247 198H251V197H248V195H247ZM261 198L263 199L264 197L262 196ZM253 200H254V198H253ZM260 201H262V200L260 199ZM262 202H264V199ZM1 204H3V202ZM3 208L0 207V209H3ZM7 208H8V206H7ZM5 210H7V209L4 208V212H6ZM263 211L264 210H262V212ZM169 257H168V259H169Z\"/></svg>","mask_w":264,"mask_h":264}]
</instances>
